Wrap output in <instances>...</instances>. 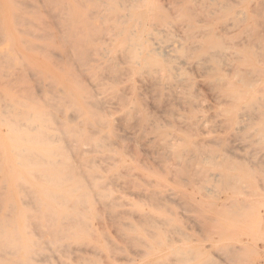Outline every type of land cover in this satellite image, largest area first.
<instances>
[{"label": "rangeland", "instance_id": "rangeland-1", "mask_svg": "<svg viewBox=\"0 0 264 264\" xmlns=\"http://www.w3.org/2000/svg\"><path fill=\"white\" fill-rule=\"evenodd\" d=\"M113 1L121 16L136 6ZM184 1L156 0L168 19L145 22L147 48L165 73L144 66L140 51L129 61L108 32L81 66L70 61L101 100V112L90 107L101 120L86 129L97 145L70 154L82 161L80 177L100 178L107 197L90 208L93 236L45 252L47 264H264V0ZM212 37L221 44L213 59L223 83L213 81L209 55L196 57ZM246 83L256 86L253 103L225 95ZM58 115L82 127L73 111Z\"/></svg>", "mask_w": 264, "mask_h": 264}, {"label": "bare ground", "instance_id": "bare-ground-1", "mask_svg": "<svg viewBox=\"0 0 264 264\" xmlns=\"http://www.w3.org/2000/svg\"><path fill=\"white\" fill-rule=\"evenodd\" d=\"M40 1L0 0V264H47L51 258L45 252L93 236L89 226L95 216L90 208L107 193L100 178L80 177L77 170L82 161L73 160L70 153L87 143L97 145L86 129L101 120L90 108L98 111L101 100L94 102L93 94L77 78L74 61L77 66L86 62L90 57L86 55L96 50V37L108 32L129 61L135 64L140 51L144 66L167 71L164 60L147 48L152 32L145 22L161 24L168 19L156 0H134L135 9L123 16L113 0ZM99 5L102 15L96 17ZM186 28L196 26L189 23ZM215 39L199 43L196 57L209 55L206 61L211 62L213 81L223 83L225 78L213 59L221 47ZM244 59L249 63L251 57ZM85 72L92 75L93 69ZM248 84L240 89L229 85L225 95L237 103L251 104L257 99L256 86ZM66 110L77 114L81 128L58 115ZM104 117L108 121L107 114Z\"/></svg>", "mask_w": 264, "mask_h": 264}]
</instances>
